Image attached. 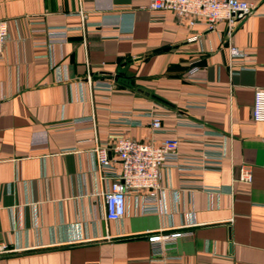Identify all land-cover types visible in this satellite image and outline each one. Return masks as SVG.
<instances>
[{"label": "crops", "instance_id": "obj_1", "mask_svg": "<svg viewBox=\"0 0 264 264\" xmlns=\"http://www.w3.org/2000/svg\"><path fill=\"white\" fill-rule=\"evenodd\" d=\"M245 1L254 11L232 29H208L148 0H0V264H160L147 234L190 220L169 264H264V102L251 117L253 88L264 87V0ZM50 27L64 41L49 44ZM118 135L176 136L195 158L160 167L164 215L136 212L129 194L120 218L104 217L109 179L94 148L114 157ZM202 150L223 154L219 169L197 166ZM239 164L249 182H231Z\"/></svg>", "mask_w": 264, "mask_h": 264}, {"label": "built area", "instance_id": "obj_2", "mask_svg": "<svg viewBox=\"0 0 264 264\" xmlns=\"http://www.w3.org/2000/svg\"><path fill=\"white\" fill-rule=\"evenodd\" d=\"M147 9L151 12L170 11L177 19H185L192 25L201 19L208 29H212L216 22L224 21L228 29L235 23L254 11V5L245 0H148ZM65 29L47 28L48 43L64 41ZM8 37V22L0 19V54ZM229 57H240L242 53L233 46H228ZM195 68H191L189 73ZM264 102V87L253 88V103L251 117L254 121L259 118V105ZM151 133L160 130L159 117L147 112ZM109 146L105 144L94 148L95 169L101 178L109 179V187L100 194L103 215L108 219H118L125 211L126 198L129 194L135 200L136 212H153L164 215L166 212L162 204L164 185L160 182V167L175 165L182 168L193 166L188 156H181L178 150L176 136L163 137L157 142L152 135L147 140H135L125 135H118L111 145L114 157L108 156ZM197 166L200 169H219L221 153L200 151L197 154ZM182 159L181 162L178 160ZM250 169L239 164L232 181L249 182ZM207 192H220L218 185H202ZM192 224V220L180 226H160L147 234L150 244V258L160 260V264H169V260L179 259V254L170 253L176 248L178 237L189 234V229L183 227ZM8 250L4 243H0V252Z\"/></svg>", "mask_w": 264, "mask_h": 264}]
</instances>
